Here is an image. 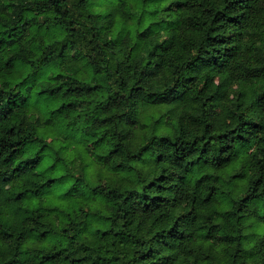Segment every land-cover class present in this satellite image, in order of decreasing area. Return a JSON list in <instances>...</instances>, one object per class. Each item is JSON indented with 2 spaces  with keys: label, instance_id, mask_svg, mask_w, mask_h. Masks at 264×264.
<instances>
[{
  "label": "trees",
  "instance_id": "trees-1",
  "mask_svg": "<svg viewBox=\"0 0 264 264\" xmlns=\"http://www.w3.org/2000/svg\"><path fill=\"white\" fill-rule=\"evenodd\" d=\"M0 264H264V0H0Z\"/></svg>",
  "mask_w": 264,
  "mask_h": 264
}]
</instances>
